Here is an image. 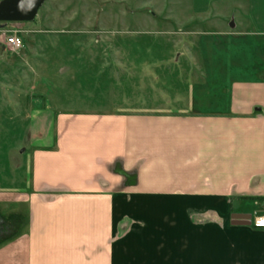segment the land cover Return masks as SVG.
Instances as JSON below:
<instances>
[{"label":"crops","instance_id":"1","mask_svg":"<svg viewBox=\"0 0 264 264\" xmlns=\"http://www.w3.org/2000/svg\"><path fill=\"white\" fill-rule=\"evenodd\" d=\"M194 1L198 14L210 2ZM249 8L264 33V0ZM241 80L223 109L191 91L179 108L59 112L33 141L20 190H0V205H26L30 220L0 264H264L253 224L264 215V82Z\"/></svg>","mask_w":264,"mask_h":264},{"label":"rangeland","instance_id":"2","mask_svg":"<svg viewBox=\"0 0 264 264\" xmlns=\"http://www.w3.org/2000/svg\"><path fill=\"white\" fill-rule=\"evenodd\" d=\"M200 10L194 0H47L32 21L0 22V190H20L33 141L61 111L179 108L191 91L223 109L231 79L264 82V33L249 0ZM13 33L20 50L6 44Z\"/></svg>","mask_w":264,"mask_h":264},{"label":"water","instance_id":"3","mask_svg":"<svg viewBox=\"0 0 264 264\" xmlns=\"http://www.w3.org/2000/svg\"><path fill=\"white\" fill-rule=\"evenodd\" d=\"M47 0H1L0 22L32 21ZM232 223L249 225L252 216L248 213H233Z\"/></svg>","mask_w":264,"mask_h":264},{"label":"trees","instance_id":"4","mask_svg":"<svg viewBox=\"0 0 264 264\" xmlns=\"http://www.w3.org/2000/svg\"><path fill=\"white\" fill-rule=\"evenodd\" d=\"M26 205L9 213L0 206V246L20 236L29 225Z\"/></svg>","mask_w":264,"mask_h":264},{"label":"built area","instance_id":"5","mask_svg":"<svg viewBox=\"0 0 264 264\" xmlns=\"http://www.w3.org/2000/svg\"><path fill=\"white\" fill-rule=\"evenodd\" d=\"M6 44L14 50H20L23 48L22 38L15 33L6 37ZM253 224L256 228H264V215L255 218Z\"/></svg>","mask_w":264,"mask_h":264}]
</instances>
